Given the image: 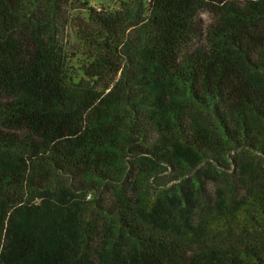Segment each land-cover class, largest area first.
<instances>
[{
    "label": "trees",
    "instance_id": "trees-1",
    "mask_svg": "<svg viewBox=\"0 0 264 264\" xmlns=\"http://www.w3.org/2000/svg\"><path fill=\"white\" fill-rule=\"evenodd\" d=\"M0 264H264V0H0Z\"/></svg>",
    "mask_w": 264,
    "mask_h": 264
},
{
    "label": "rangeland",
    "instance_id": "rangeland-1",
    "mask_svg": "<svg viewBox=\"0 0 264 264\" xmlns=\"http://www.w3.org/2000/svg\"><path fill=\"white\" fill-rule=\"evenodd\" d=\"M96 10L114 11L120 9L123 3L132 0H87Z\"/></svg>",
    "mask_w": 264,
    "mask_h": 264
}]
</instances>
